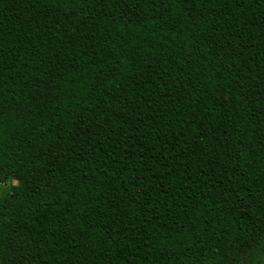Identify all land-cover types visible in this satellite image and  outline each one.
Wrapping results in <instances>:
<instances>
[{
    "label": "trees",
    "instance_id": "1",
    "mask_svg": "<svg viewBox=\"0 0 264 264\" xmlns=\"http://www.w3.org/2000/svg\"><path fill=\"white\" fill-rule=\"evenodd\" d=\"M2 184L0 264H264V0H0Z\"/></svg>",
    "mask_w": 264,
    "mask_h": 264
},
{
    "label": "clouds",
    "instance_id": "2",
    "mask_svg": "<svg viewBox=\"0 0 264 264\" xmlns=\"http://www.w3.org/2000/svg\"><path fill=\"white\" fill-rule=\"evenodd\" d=\"M7 183L15 184V183H17V181H15L14 179H10ZM0 186H2V185H0Z\"/></svg>",
    "mask_w": 264,
    "mask_h": 264
},
{
    "label": "snow or ice",
    "instance_id": "3",
    "mask_svg": "<svg viewBox=\"0 0 264 264\" xmlns=\"http://www.w3.org/2000/svg\"><path fill=\"white\" fill-rule=\"evenodd\" d=\"M261 240H264V233L261 234Z\"/></svg>",
    "mask_w": 264,
    "mask_h": 264
},
{
    "label": "rangeland",
    "instance_id": "4",
    "mask_svg": "<svg viewBox=\"0 0 264 264\" xmlns=\"http://www.w3.org/2000/svg\"><path fill=\"white\" fill-rule=\"evenodd\" d=\"M2 186H4V184H2Z\"/></svg>",
    "mask_w": 264,
    "mask_h": 264
}]
</instances>
